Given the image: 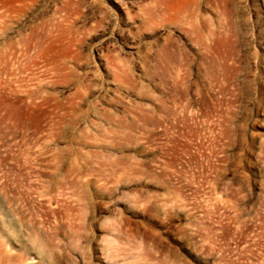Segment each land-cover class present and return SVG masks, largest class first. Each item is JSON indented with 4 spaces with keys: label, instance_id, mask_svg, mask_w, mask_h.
<instances>
[{
    "label": "rangeland",
    "instance_id": "rangeland-1",
    "mask_svg": "<svg viewBox=\"0 0 264 264\" xmlns=\"http://www.w3.org/2000/svg\"><path fill=\"white\" fill-rule=\"evenodd\" d=\"M0 264H264V0H0Z\"/></svg>",
    "mask_w": 264,
    "mask_h": 264
}]
</instances>
